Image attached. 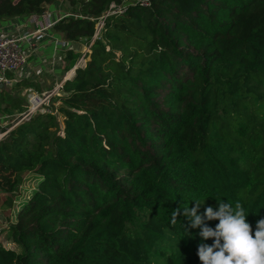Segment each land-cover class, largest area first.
<instances>
[{
    "label": "trees",
    "instance_id": "16d2710c",
    "mask_svg": "<svg viewBox=\"0 0 264 264\" xmlns=\"http://www.w3.org/2000/svg\"><path fill=\"white\" fill-rule=\"evenodd\" d=\"M57 1L0 0V19ZM65 1L76 14L53 28L77 46L61 77L79 45L88 58L0 139L8 202L24 172L34 179L3 231L15 246L0 240V264H202L198 246L214 241L183 215L194 200L201 214L240 203L254 233L264 219V0H135L96 37L112 0ZM11 84L0 86V114L25 109L24 88L40 90L36 79Z\"/></svg>",
    "mask_w": 264,
    "mask_h": 264
},
{
    "label": "built area",
    "instance_id": "2783aa9c",
    "mask_svg": "<svg viewBox=\"0 0 264 264\" xmlns=\"http://www.w3.org/2000/svg\"><path fill=\"white\" fill-rule=\"evenodd\" d=\"M142 2L147 3L146 0H142ZM121 11L123 9L113 8L111 4L110 8L97 18L93 36L96 37L100 33L104 25L105 17L108 14ZM66 15H70V13L66 12L57 17L55 13L48 12L45 8L43 12L38 14L33 13L28 16L12 17L13 19L11 18L12 20L7 25L0 22V86L3 84L10 85L19 78L29 77L30 79H36V73L32 71V62L29 61V57L31 58L30 55H33L34 62L40 52L39 49L44 44H51L53 47V54L50 60L57 56L61 61L63 60L64 51L67 48L77 46L76 42L68 40L62 35L55 36L54 34L55 30L53 26L55 22ZM88 50L89 45L86 46V50L83 53L81 52L74 66L68 69L62 77H59L61 81L55 87L40 91L32 89L31 87L24 88L27 102L26 107L18 113L16 120L12 121L5 129L0 130V139L14 125L29 119L33 113L50 102L51 97L61 90L65 78L67 79L72 75L75 66H83L85 64L86 52ZM82 61L84 62L83 64L81 63ZM41 66H44V63L38 67L40 68ZM36 69L40 70L41 68ZM9 115V113L0 114V119L7 118Z\"/></svg>",
    "mask_w": 264,
    "mask_h": 264
},
{
    "label": "clouds",
    "instance_id": "9594fccd",
    "mask_svg": "<svg viewBox=\"0 0 264 264\" xmlns=\"http://www.w3.org/2000/svg\"><path fill=\"white\" fill-rule=\"evenodd\" d=\"M194 201V207H183V215L191 228L201 229L199 235L203 240L214 241L211 245L201 243L198 246L197 254L202 264H264V219L257 221L253 233L240 203L233 207L230 203L218 201V210L209 206L201 214L204 202ZM180 214V209L172 212L173 224ZM206 220H217L219 223L212 228Z\"/></svg>",
    "mask_w": 264,
    "mask_h": 264
},
{
    "label": "rangeland",
    "instance_id": "374dc122",
    "mask_svg": "<svg viewBox=\"0 0 264 264\" xmlns=\"http://www.w3.org/2000/svg\"><path fill=\"white\" fill-rule=\"evenodd\" d=\"M135 1V0H121L120 2H116L112 0L109 4L108 7L103 11L105 13L109 8L110 5L112 4L113 8H118V9H123L127 4L130 2ZM46 10L48 12L55 13L57 17L67 13H70V15H74L75 13V7L74 6H69L65 0H58L55 3H47L45 6ZM87 45H79L77 50H81L83 53L84 50H86ZM44 49H42L39 53L38 56H36L35 61L33 55H30L31 58L29 57V61L32 62V71L36 73V80L39 81L40 84H37L40 90L46 89V88H53L57 85L58 82L61 81V78L58 77V72L53 68L56 64H62L63 62L58 59L57 56L50 59H46L43 54ZM87 56L85 57V61L87 60ZM44 63V66H41V70H37L39 65H42ZM82 64L84 63L83 61L81 62ZM20 73V72H19ZM24 76V75H23ZM26 79H30L29 77H25ZM42 82V83H41ZM12 85V84H10ZM8 88L10 87L9 85H6ZM32 89H36V87H31ZM39 90V91H40ZM21 96L26 98L24 89L19 93ZM56 95V94H55ZM52 103V100H51ZM54 105H56V101H53ZM47 106V104H45ZM44 108V107H43ZM20 111H10L9 112V117L0 119V129H4L6 126L10 125V123L18 118V113ZM62 117L60 116V119ZM33 176L30 175L27 172L23 173V181H22V186L18 188L16 191L19 193L20 197H15V200H20L22 197H25L30 193V189L33 186ZM7 193L4 191L0 190V240L6 245L10 247H14V243L11 240L6 241L5 234H3V231L5 230L6 226H8V223L14 219L15 213L14 210L17 208V201H9L6 199ZM129 225V224H128Z\"/></svg>",
    "mask_w": 264,
    "mask_h": 264
},
{
    "label": "crops",
    "instance_id": "0c3cea01",
    "mask_svg": "<svg viewBox=\"0 0 264 264\" xmlns=\"http://www.w3.org/2000/svg\"><path fill=\"white\" fill-rule=\"evenodd\" d=\"M13 19V18H12ZM11 18H2V19H0V22L2 23H4L5 25H7L11 20H12ZM54 34H55V36H60L61 34H59L58 32H54ZM45 45V44H44ZM42 46L39 50L41 51L44 47V51H43V54H44V56L46 57V59L48 58V59H51V57H52V54H53V51H52V45L51 44H46L45 46ZM62 62H63V60H62ZM62 65L63 64H56L55 66H54V69L58 72V77H61V67H62ZM38 69H40L39 67H38ZM41 70V69H40ZM39 70V71H40ZM64 75V74H63ZM42 83V82H41Z\"/></svg>",
    "mask_w": 264,
    "mask_h": 264
},
{
    "label": "water",
    "instance_id": "95a60500",
    "mask_svg": "<svg viewBox=\"0 0 264 264\" xmlns=\"http://www.w3.org/2000/svg\"><path fill=\"white\" fill-rule=\"evenodd\" d=\"M76 67V66H75ZM66 79V78H65Z\"/></svg>",
    "mask_w": 264,
    "mask_h": 264
}]
</instances>
